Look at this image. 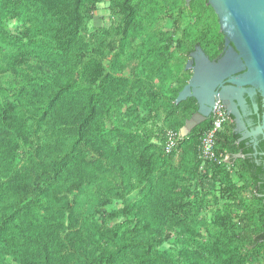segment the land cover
I'll use <instances>...</instances> for the list:
<instances>
[{
  "label": "trees",
  "instance_id": "16d2710c",
  "mask_svg": "<svg viewBox=\"0 0 264 264\" xmlns=\"http://www.w3.org/2000/svg\"><path fill=\"white\" fill-rule=\"evenodd\" d=\"M101 1L0 0V64L13 77L0 101V264L7 258L17 264H260L264 184L244 161L239 173L259 208L237 222L215 217L209 238L194 247L159 250L174 229L192 234L188 221L199 209L185 202L189 182L230 184L222 164L238 162L221 131L218 161H205L209 165L200 172V138L211 122L181 138L194 101L174 104L184 87L180 80L163 98L151 84L152 73L164 74L172 57V34L153 32L164 1L112 0L118 26L99 28L87 40L86 15ZM201 3L193 0L190 8ZM10 21L21 25L7 38ZM218 39L216 30L200 40L183 30L176 45L185 49L184 41L216 51ZM184 67L177 64L163 80L179 78ZM159 111L170 121L166 132L178 138L169 154L166 132L157 136L144 119ZM111 199L123 203L111 214L122 221L107 228L97 202Z\"/></svg>",
  "mask_w": 264,
  "mask_h": 264
},
{
  "label": "rangeland",
  "instance_id": "374dc122",
  "mask_svg": "<svg viewBox=\"0 0 264 264\" xmlns=\"http://www.w3.org/2000/svg\"><path fill=\"white\" fill-rule=\"evenodd\" d=\"M164 3L161 4L163 12L159 21H157L153 32L169 37L172 34V41L174 44L169 49V52L172 53V57L169 58V68L164 71V74L160 75L158 73H152V86L154 90L163 98L166 90L171 85H176L178 80L180 83L185 84L189 78L190 73L184 70L179 78H169L168 81H164L163 77L168 73L174 72V67L179 63H185L188 58L186 51L192 49V44H187L183 41V46H186L185 49L176 45V42L180 40L182 36V31L187 30L188 33H193L194 39L200 40L202 37L209 35L212 31L216 30L220 32L218 19L214 14L212 8L207 5V1L201 0L202 3L197 5V9L190 8L191 2L193 0H163ZM187 3L186 7L184 3ZM178 4V7L174 10L171 9L173 4ZM184 4V6H183ZM115 5L112 3V0H102L100 4L96 6L94 10L86 15V21L82 31L84 38L89 40V35L95 32L99 28L113 29L116 28L119 24L120 16L115 13L113 10ZM116 9V8H115ZM20 22L10 21L4 33L7 38L15 36L20 30ZM176 31L175 34L173 32ZM219 42L222 41L221 35L218 39ZM1 44V43H0ZM140 42L137 40L133 48H136ZM137 45V46H136ZM108 61L104 60L103 64L107 65ZM0 64V101L6 100L4 94L9 92L10 81H13V77L1 67ZM140 72V78L146 80V72L142 71V67L138 68ZM189 71V70H187ZM124 75H128L125 73ZM126 108H123L121 112H125ZM144 116L145 112H140ZM148 116H144L145 120H148L146 126L152 128L156 135L159 136L161 133L167 131V125H169V120H165V115L159 111L157 113H151ZM125 118V117H123ZM154 124L151 125L150 123ZM152 126V127H151ZM192 132V131H191ZM156 137V136H155ZM155 139V138H154ZM153 142H158L156 139ZM22 156V151L20 156ZM201 166L199 168L200 172H204V166L209 165L200 158ZM227 158H224V161ZM205 163V165H204ZM229 172L230 184H226L225 181H212L210 179L190 181L188 184V192L190 196L185 199V202H188L189 207L199 209L193 219L188 221L189 226L191 227L192 234L188 236L187 233H184L179 228L174 229L171 233V236L167 242H165L162 247L159 249L161 251H167L174 253L178 251L183 245L189 244V246L194 247L198 241L205 242L208 237V231L212 229V222L215 217H217L220 222H227L232 220V222H237L241 214L245 215V212L251 208L257 210L259 205L255 202L253 197V190L251 184L248 182V179L241 175L240 165L238 163H233V166L230 168L228 164H222ZM223 167V168H224ZM204 194L205 197L201 198V195ZM83 198V195L82 197ZM199 204H202L199 206ZM97 205L105 210L106 216V227L113 228L120 221L122 217L111 218L113 212L123 207V203L116 199H111L107 202L98 203ZM244 224V223H243ZM241 223L239 226H243ZM254 227V225L252 226ZM195 240L191 241L192 236ZM240 250L243 252V247L240 246ZM260 264H264V255H259ZM253 261V260H252ZM258 261V259H256ZM6 264H17L11 258L6 259ZM257 264V263H256Z\"/></svg>",
  "mask_w": 264,
  "mask_h": 264
},
{
  "label": "water",
  "instance_id": "95a60500",
  "mask_svg": "<svg viewBox=\"0 0 264 264\" xmlns=\"http://www.w3.org/2000/svg\"><path fill=\"white\" fill-rule=\"evenodd\" d=\"M218 19L224 35L225 54L217 62L210 61L199 46L189 54L184 70H192L191 78L178 93L174 104L193 98L197 112L184 122L179 136L186 138L214 106L215 88L228 79L229 84L257 88L262 97L264 132V0H206ZM187 5V3H186ZM241 73L238 78H231Z\"/></svg>",
  "mask_w": 264,
  "mask_h": 264
},
{
  "label": "flooded vegetation",
  "instance_id": "af4514ba",
  "mask_svg": "<svg viewBox=\"0 0 264 264\" xmlns=\"http://www.w3.org/2000/svg\"><path fill=\"white\" fill-rule=\"evenodd\" d=\"M220 35L222 41L218 42L216 51H210L199 46L205 56L212 62H217L225 54L224 35L219 32ZM197 46H193L191 52H194ZM189 60L190 56L188 55L184 64ZM186 72L190 73L189 80L192 70ZM240 75L241 73L231 78H238ZM190 99L194 101L195 109L189 113V119L198 109L196 101L193 98ZM217 101L221 103L225 114L222 133L225 136L226 144L233 152L231 154L234 160L238 164L239 161H244L248 167L254 168L259 175L258 184H261V182L264 184V132L262 134L257 132V129L262 125L263 102L261 94L257 88L229 84L228 79H225L215 88L214 106ZM214 106L212 108L207 107L208 115L197 127L211 122Z\"/></svg>",
  "mask_w": 264,
  "mask_h": 264
},
{
  "label": "built area",
  "instance_id": "2783aa9c",
  "mask_svg": "<svg viewBox=\"0 0 264 264\" xmlns=\"http://www.w3.org/2000/svg\"><path fill=\"white\" fill-rule=\"evenodd\" d=\"M225 122V114L221 103L217 101L213 108L210 127L203 132L199 144V156L204 161L217 160L215 155L216 136L222 131ZM177 134L166 132L164 152L169 154L177 146ZM218 161V160H217Z\"/></svg>",
  "mask_w": 264,
  "mask_h": 264
}]
</instances>
